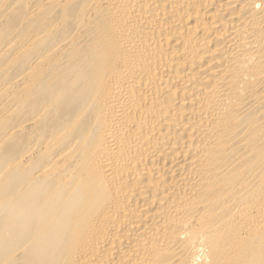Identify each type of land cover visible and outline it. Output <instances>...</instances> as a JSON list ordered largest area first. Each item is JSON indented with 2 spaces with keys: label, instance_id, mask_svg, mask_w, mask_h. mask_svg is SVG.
Segmentation results:
<instances>
[{
  "label": "bare ground",
  "instance_id": "6f19581e",
  "mask_svg": "<svg viewBox=\"0 0 264 264\" xmlns=\"http://www.w3.org/2000/svg\"><path fill=\"white\" fill-rule=\"evenodd\" d=\"M0 264H264V0H0Z\"/></svg>",
  "mask_w": 264,
  "mask_h": 264
}]
</instances>
